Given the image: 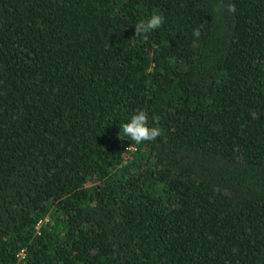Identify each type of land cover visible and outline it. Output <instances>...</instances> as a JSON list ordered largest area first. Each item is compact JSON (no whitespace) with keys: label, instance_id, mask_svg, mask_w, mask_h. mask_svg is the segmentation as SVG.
<instances>
[{"label":"trees","instance_id":"16d2710c","mask_svg":"<svg viewBox=\"0 0 264 264\" xmlns=\"http://www.w3.org/2000/svg\"><path fill=\"white\" fill-rule=\"evenodd\" d=\"M0 264H264V0H0Z\"/></svg>","mask_w":264,"mask_h":264},{"label":"clouds","instance_id":"9594fccd","mask_svg":"<svg viewBox=\"0 0 264 264\" xmlns=\"http://www.w3.org/2000/svg\"><path fill=\"white\" fill-rule=\"evenodd\" d=\"M231 7V6H229ZM165 20L163 15L159 13H153L149 18L143 19L134 25L135 34L133 37L138 38L142 42H147L149 34L154 30L159 29ZM200 30L193 29V36L197 39L200 37ZM152 126H149V116L144 109L137 110L131 115L130 119L120 126V132L125 137L136 145H140L144 142L155 141L161 134L162 128L159 127L160 117L153 115Z\"/></svg>","mask_w":264,"mask_h":264}]
</instances>
